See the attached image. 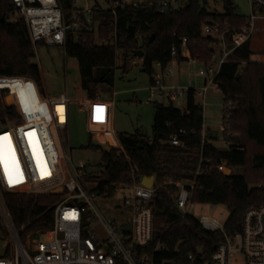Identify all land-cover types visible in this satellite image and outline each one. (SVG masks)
Segmentation results:
<instances>
[{
	"label": "trees",
	"instance_id": "16d2710c",
	"mask_svg": "<svg viewBox=\"0 0 264 264\" xmlns=\"http://www.w3.org/2000/svg\"><path fill=\"white\" fill-rule=\"evenodd\" d=\"M59 3L66 22L70 23L76 9L74 0H59ZM222 3V12L210 9L209 0H186L168 14H161L156 6L119 11L116 44L96 42L97 38L109 39L115 32L109 24L101 25L98 35L85 32L77 40L69 32L65 53L78 61L81 84L88 99H97L100 84L114 83L118 51L123 54L121 67L127 71L133 65L135 51L143 50L141 69L151 75L157 64L166 67L172 61L173 47L177 50L176 61L187 60L182 54V38L186 37L191 57L206 66L212 63L217 51L220 52L219 42L210 35H203L202 25L220 26L228 39L248 25L249 16L239 14L233 0H222ZM14 9L10 0L0 3V87L10 88L9 100L16 101L30 121L36 117L32 112L39 100L31 79L44 93L42 73L34 61L35 47L39 43L31 42L23 19L12 20ZM152 35L154 39L149 42ZM230 59L221 65L216 78L224 101H236L231 111V130L236 136L231 139L229 148L219 149L207 141L202 142L203 106L196 104V89L190 87L184 111L172 102L169 105L153 103L151 139L146 140L140 134L120 133L118 140L124 152L119 155V150L113 146L103 150L104 173L97 188L100 195L114 194L120 184L131 183L133 177L138 180L153 176L155 179V198L151 203L154 239L144 253L156 262L189 264V254L202 250L212 255L222 239L220 233L205 230L191 216H182L175 202L179 187L165 183L167 180L196 178L194 201L228 206L226 230L230 233L241 230L247 209L264 206V59L255 57L250 40L237 47ZM5 92L0 90V118L5 112L10 119L18 118L15 108L3 104L1 94ZM180 129L185 130V134L179 135L182 145H172L170 138ZM201 159L203 167L210 171L206 175L196 174ZM222 163L233 170L241 168L242 173L224 174L218 168ZM223 170L229 172L227 168ZM59 199V195L51 193L5 195L16 226L19 229L25 226L21 233L23 240L30 232L51 234L52 206ZM157 245L159 249L153 252Z\"/></svg>",
	"mask_w": 264,
	"mask_h": 264
},
{
	"label": "built area",
	"instance_id": "2783aa9c",
	"mask_svg": "<svg viewBox=\"0 0 264 264\" xmlns=\"http://www.w3.org/2000/svg\"><path fill=\"white\" fill-rule=\"evenodd\" d=\"M6 0H0V3ZM14 5L13 21L23 19L28 27L31 42L46 46L66 47L68 33L72 32L77 40L80 34L94 32L98 35L101 25L113 26L115 32L109 39L97 38V44L111 41L116 44V27L119 11L145 9L156 6L161 14H168L177 9L179 0H104L90 5L89 0H74L75 11L71 22L67 23L59 0H10ZM251 15L248 25L240 31H235L228 39L220 26L203 24L202 34L210 35L219 42L221 58L218 65L210 63L206 69H201L199 75L205 77L202 87L195 90V96H202L206 104V95L212 85L220 89L216 78L223 63L230 62V55L237 47L250 40L253 34L254 21L264 19V0H249ZM226 26H228L226 24ZM188 40L182 38V54L188 61H196L191 57L187 46ZM172 61L162 67L157 64L150 75L149 95L147 103L173 101L187 97L190 87L174 83L172 64L176 61L177 50L172 48ZM135 61H133L134 63ZM37 88V87H36ZM39 93L33 112L36 117L30 121L17 123L0 122V214L4 219L8 240L5 253L0 256V264H175L174 261L156 262L144 251L154 239V211L151 204L155 198L153 187L144 186L139 179L132 178L131 183L120 184L124 207L129 212L127 221L108 220L97 209L94 203L98 193V184L104 169L95 171L88 164L80 162L75 165L71 150L67 153L62 141V132L69 135L70 98L68 92L61 93L56 98ZM116 92L114 93V95ZM114 103V99L112 100ZM224 116L221 124L223 142L226 148L232 144L236 134L231 130V111L236 101H224ZM42 123V124H41ZM44 131L50 132V140L45 142ZM34 132L37 147V158L30 148L33 138L25 137L26 133ZM185 134L180 129L178 134L170 138L172 145L181 146L179 135ZM202 142L206 141L202 133ZM68 141H69V137ZM43 142H42V141ZM29 143V144H28ZM119 155L124 151L119 143ZM49 149L54 153L51 160L47 157ZM36 158V159H35ZM210 160H207L209 162ZM201 159L196 174H208ZM222 163L218 168L223 172ZM59 173L58 182H54L45 190H38L35 179H49ZM196 178L170 180L178 188L176 207L182 216H191L205 230L220 233L222 239L216 244L212 255H206L202 250L188 255L189 264H264V206L253 207L245 212L240 231L230 233L226 230L228 217L202 216L196 218L193 210L198 202L193 199ZM61 189V193H55ZM15 194H45L60 196L54 203L53 230L48 236L45 232L35 231L26 235L23 240L21 233L25 226L19 229L7 206L5 195ZM211 209L219 204H211ZM222 205V204H221ZM226 206V205H223ZM228 207V206H226ZM99 222L105 229V237L99 235L89 226V223ZM159 249L157 245L152 251Z\"/></svg>",
	"mask_w": 264,
	"mask_h": 264
},
{
	"label": "rangeland",
	"instance_id": "374dc122",
	"mask_svg": "<svg viewBox=\"0 0 264 264\" xmlns=\"http://www.w3.org/2000/svg\"><path fill=\"white\" fill-rule=\"evenodd\" d=\"M104 0H89L90 5ZM181 7L186 0H179ZM237 7V11L241 15L250 16L251 6L249 0H233ZM85 4V0H82ZM210 9L223 11L222 0H209ZM252 49L257 59H264V19H256L254 21L253 34L250 39ZM111 41H105L104 44H110ZM219 48V47H218ZM221 54L217 51L216 59L212 62L218 65ZM136 63L130 65L127 71L122 69L123 54L117 52L115 79L112 85L103 83L99 85V93L97 99L90 100L86 91L81 84L78 61L75 58L66 56L63 46H46L38 44L35 47L34 61L38 63L42 73V85L44 95L50 97H58L61 93L68 92L70 98V123L69 135L62 132V141L64 149L71 155L75 165L84 162L95 171L102 170L103 150L112 145H119L118 135L120 133L140 134L146 140L153 137V120H154V104L147 103V92L144 87L150 85V75L142 71V60L135 56L133 59ZM174 76L173 82L184 86L199 89L205 83V77L199 75L201 69H206V65L199 61H175L173 64ZM243 67L245 64L242 65ZM29 78L27 76H22ZM32 80V79H31ZM0 90H6L1 94L3 104L8 108H15L19 117L10 119L8 113H4V117L0 118L3 123H17L18 121H26L25 115L20 111L19 104L16 101H10L11 90L9 87H0ZM114 92L116 94L114 95ZM42 93V92H41ZM114 99V104L111 101ZM103 101V102H102ZM196 104L204 106L206 136L207 140L213 146L219 149H225L223 142V133L221 124L224 116V95L216 85H212L206 95V104L203 103L202 96H195ZM165 105L172 104L184 111L187 105V97H181L173 101H161ZM32 136L30 148L34 151L37 158V143L32 132L26 133L25 137ZM69 137V141L68 138ZM51 138L49 132L44 131V137L41 139L45 142ZM41 140V141H42ZM42 141V142H43ZM28 143V144H29ZM35 148V149H34ZM49 159L54 158L53 152L47 151ZM35 158V159H36ZM230 172V171H229ZM224 172V174H229ZM232 173H242L241 168L233 170ZM59 173H55L49 179H35L36 187L48 188L54 182H58ZM45 185V186H44ZM58 192L61 189L56 190ZM122 189L116 190L110 196L95 195L94 203L97 209L108 220L117 222L127 221L129 212L124 207ZM209 203H197L193 210L196 218L202 216H219L222 214L225 218L229 216L230 209L221 204L217 205L214 210L211 209ZM89 226L99 235L100 238H106L105 229L99 222L89 223ZM8 240V232L2 215L0 214V256L5 253L6 242Z\"/></svg>",
	"mask_w": 264,
	"mask_h": 264
},
{
	"label": "water",
	"instance_id": "95a60500",
	"mask_svg": "<svg viewBox=\"0 0 264 264\" xmlns=\"http://www.w3.org/2000/svg\"><path fill=\"white\" fill-rule=\"evenodd\" d=\"M154 39V35L151 36L150 38V41L149 42H152ZM144 55V51L143 50H136L135 51V56L137 57H140L142 58ZM139 181L144 185V186H147V187H153L154 184H155V179L153 176H145V177H140L139 178ZM62 191L58 192V191H55V193H61Z\"/></svg>",
	"mask_w": 264,
	"mask_h": 264
},
{
	"label": "crops",
	"instance_id": "0c3cea01",
	"mask_svg": "<svg viewBox=\"0 0 264 264\" xmlns=\"http://www.w3.org/2000/svg\"><path fill=\"white\" fill-rule=\"evenodd\" d=\"M142 60V59H141ZM134 63H136V62H134ZM173 79V78H172ZM172 79H167V81H170V80H172ZM32 81L35 83V85H36V87L38 88V86H37V84H36V82L32 79ZM151 81V80H150ZM173 81V80H172ZM144 89L148 92V86H146V87H144ZM195 89V88H194ZM38 90L40 91V89L38 88ZM115 93V92H114ZM48 96V95H47ZM50 97V96H49ZM53 98H56V97H53ZM103 102V101H102ZM111 103L112 104H114L112 101H111ZM203 110H204V106H203ZM205 115H204V124H203V131H202V133L204 134V136H205V138H206V141L209 143V141L207 140V136H206V124H205ZM223 167L224 168H227L230 172H229V174L228 175H230V174H233L232 172H233V169L232 168H230V167H228L226 164L225 165H223ZM223 168V169H224ZM167 181H170V180H167ZM45 186V185H44ZM46 188L44 187V190H45Z\"/></svg>",
	"mask_w": 264,
	"mask_h": 264
},
{
	"label": "bare ground",
	"instance_id": "6f19581e",
	"mask_svg": "<svg viewBox=\"0 0 264 264\" xmlns=\"http://www.w3.org/2000/svg\"><path fill=\"white\" fill-rule=\"evenodd\" d=\"M50 133V132H49ZM51 135V134H50ZM50 140V139H49ZM35 149V148H34ZM54 154V153H53Z\"/></svg>",
	"mask_w": 264,
	"mask_h": 264
}]
</instances>
